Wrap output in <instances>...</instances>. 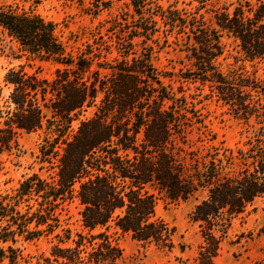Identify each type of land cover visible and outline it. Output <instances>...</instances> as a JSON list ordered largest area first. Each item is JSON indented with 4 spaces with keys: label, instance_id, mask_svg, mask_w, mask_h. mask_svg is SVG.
<instances>
[{
    "label": "trees",
    "instance_id": "1",
    "mask_svg": "<svg viewBox=\"0 0 264 264\" xmlns=\"http://www.w3.org/2000/svg\"><path fill=\"white\" fill-rule=\"evenodd\" d=\"M114 1L91 0L88 12L110 10ZM184 2L125 0L124 12L76 47L34 8L0 2V28L18 48L56 63L52 77L12 67L0 82V171L20 156L25 133L44 128L43 155L58 156L55 179L34 173L1 197L0 264H29L18 242L43 236L54 240L39 264H121L117 233L184 251L157 205L195 196L189 218L201 241L193 261L216 264L236 220L264 196V75L257 73L264 72V0ZM225 35L253 74L221 68ZM168 48L184 54L177 72L155 63ZM209 101L259 125L247 148L216 142L198 107ZM90 106L94 114L71 136ZM74 196L81 205L75 232L59 211Z\"/></svg>",
    "mask_w": 264,
    "mask_h": 264
},
{
    "label": "rangeland",
    "instance_id": "2",
    "mask_svg": "<svg viewBox=\"0 0 264 264\" xmlns=\"http://www.w3.org/2000/svg\"><path fill=\"white\" fill-rule=\"evenodd\" d=\"M184 1L188 0H179L178 5L184 6ZM0 2H18L25 8H34L47 19L54 21L62 39L74 47L82 46L99 24L127 9L125 0H115L110 10H104L98 15L88 12L91 0H0ZM161 2L167 3V0ZM223 42L225 52L220 58L221 68L226 72L233 68H243L247 74H253L255 68L251 62L243 59L237 42L226 35ZM183 58L182 52L168 48L160 52L155 58V63L164 71L177 72L184 65ZM12 67L29 73L37 71L41 75L52 77L56 63L21 51L17 43L0 28V82L3 81L6 71ZM257 73L264 75L262 66ZM166 81L169 82L168 79ZM198 107L203 112L205 123L217 134L218 144L223 142L232 148L248 147V139L253 137L258 124L247 123L235 117L216 101L202 103ZM95 109L96 106L88 107L74 120L71 136L76 132L80 121L92 116ZM198 132L196 128L191 134V140L196 142L195 145L200 144L197 142ZM47 136H50L47 128L22 136L20 156L9 164L7 170L0 171V199L6 193L13 192L23 180L34 173L49 181L55 179L58 156L49 158L44 156L41 150ZM198 200L196 196L177 202L164 197L158 200V215L177 228L176 240L185 244L184 251L180 246L171 252L164 251L154 245H143L129 235L117 233L115 236L124 251L121 264H194L193 257L201 237L197 224L190 221L189 215ZM59 207L62 208L59 209L62 212V223L72 227L73 232L79 230L81 205L78 197L68 198L63 206L61 204ZM53 240L52 236H43L34 242H18V245L24 248L26 254L32 256L29 264H39L38 256L49 253ZM3 245L5 244L0 240V247ZM216 264H264V196L255 201L253 208L243 218L236 220Z\"/></svg>",
    "mask_w": 264,
    "mask_h": 264
}]
</instances>
